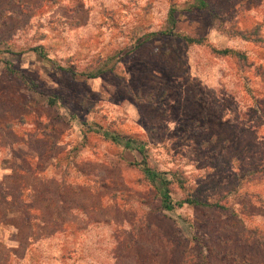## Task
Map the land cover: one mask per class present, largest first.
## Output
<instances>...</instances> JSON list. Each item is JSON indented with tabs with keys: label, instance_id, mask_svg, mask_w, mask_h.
Here are the masks:
<instances>
[{
	"label": "rangeland",
	"instance_id": "rangeland-1",
	"mask_svg": "<svg viewBox=\"0 0 264 264\" xmlns=\"http://www.w3.org/2000/svg\"><path fill=\"white\" fill-rule=\"evenodd\" d=\"M205 1L0 0V264H264V0Z\"/></svg>",
	"mask_w": 264,
	"mask_h": 264
},
{
	"label": "trees",
	"instance_id": "trees-1",
	"mask_svg": "<svg viewBox=\"0 0 264 264\" xmlns=\"http://www.w3.org/2000/svg\"><path fill=\"white\" fill-rule=\"evenodd\" d=\"M196 2H198V4H196L197 7L204 8L207 6V2L205 0H196ZM173 11L174 10H172V12L170 13L169 18H170L171 23L175 24L176 18H175V13H173ZM168 32H171V30L167 29L163 33L166 34ZM235 34L236 35H242V36L246 37L245 34H243V32H241V31L236 32ZM186 39L188 40V42H197V43L203 42V38H193L190 36H186ZM34 49L37 51H40V48H38V47H36ZM214 51H216L217 53H220L222 55H228L231 53H235L237 55H242L240 52L233 50V49H230V48H224V49L214 48ZM103 72H104V69H99V70H95V71H92L89 73H85V75H87L90 78H94V77L100 76V74H102ZM104 135L107 137H110L111 139H113L116 142L124 143L125 147L130 148V149H134L141 154H144V152H145V147L141 143H139L137 140H135L131 137L123 140V139L119 138V136H116L114 134L111 135L109 132H104ZM138 165H141L146 176L157 187V190L161 196V203H162L163 209L174 210L175 208L182 207L185 204L192 205V206H212V205H215L213 203H208L207 201H202L200 199L192 198V197H187L183 200H175L172 197L171 192H170L171 180L166 176L165 172L157 171V170L151 168L150 166L147 165V163L145 161L139 162Z\"/></svg>",
	"mask_w": 264,
	"mask_h": 264
}]
</instances>
